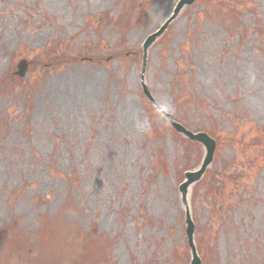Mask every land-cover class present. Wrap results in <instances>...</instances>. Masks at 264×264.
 <instances>
[{
	"label": "rangeland",
	"instance_id": "rangeland-1",
	"mask_svg": "<svg viewBox=\"0 0 264 264\" xmlns=\"http://www.w3.org/2000/svg\"><path fill=\"white\" fill-rule=\"evenodd\" d=\"M177 1L0 0V224L33 246L65 206L48 262L189 264L187 210L201 264H264V0H195L142 50ZM165 114L216 140L184 201L204 148Z\"/></svg>",
	"mask_w": 264,
	"mask_h": 264
},
{
	"label": "trees",
	"instance_id": "trees-1",
	"mask_svg": "<svg viewBox=\"0 0 264 264\" xmlns=\"http://www.w3.org/2000/svg\"><path fill=\"white\" fill-rule=\"evenodd\" d=\"M202 2L206 7L208 8L214 7L216 11L219 10L221 7L223 1L225 0H216L219 3H210L209 1L211 0H199ZM230 13L234 12V8L228 9ZM236 14V12H235ZM2 82H5V80L2 78ZM8 87H10V83H6ZM65 206H62L58 213L56 214L55 217L52 219H47L46 217H42L40 219V224L38 229L34 232V236H36V241L34 245L37 246L38 253L35 257H28V260L26 261L27 264H57L58 262L51 263L48 262L43 256L45 254V250L47 248H44L48 244H53L54 241H57L56 238L59 233V225H60V220L62 218V214L64 213ZM77 231V230H76ZM88 243V242H87ZM0 244H1V249H0V257H2L4 260L10 257L11 254L17 252L18 254H25L26 255V249L27 252L30 249H33V246L31 245V241L28 237H26V234L19 230L18 228L15 227V221H12L7 227H4L0 225ZM98 242L93 241L89 242L87 244L86 248L87 249H94L95 247L97 248V255L96 258L88 261L87 264H106V260L98 254V252H103L104 251V246H97ZM83 247H84V242H83ZM44 248V249H43ZM6 262V261H5ZM81 263L80 261H75L71 264H78Z\"/></svg>",
	"mask_w": 264,
	"mask_h": 264
},
{
	"label": "water",
	"instance_id": "water-1",
	"mask_svg": "<svg viewBox=\"0 0 264 264\" xmlns=\"http://www.w3.org/2000/svg\"><path fill=\"white\" fill-rule=\"evenodd\" d=\"M193 1L194 0H179L176 7L173 10L172 15L160 26V28L156 32H154L153 34L149 35L146 38L145 42L143 43V50H145L151 44V42L165 30L168 23L176 16L177 12L180 10L182 6H184L185 4L189 5ZM143 59H144V56H143ZM27 66H28V62L25 59L19 60L17 63V71L15 73L18 74L19 76H23L27 70ZM145 93L148 95L146 90H145ZM166 116L171 126L177 132L182 133L183 135H185L191 140L201 142L205 148V154L201 161L200 166L194 171H187L184 173L185 180L179 185V191L181 192V195L184 198L188 186L192 184L193 182L197 181L203 174L206 167L210 164L212 157H213L214 149H215V141L212 138H210L206 133H203V132L192 133L191 131L185 129L181 124L173 120L172 115L166 114ZM193 230H194V226L187 212L185 233L187 236L188 244L192 252V260L190 264H200V260L196 254L194 245L192 243Z\"/></svg>",
	"mask_w": 264,
	"mask_h": 264
},
{
	"label": "bare ground",
	"instance_id": "bare-ground-1",
	"mask_svg": "<svg viewBox=\"0 0 264 264\" xmlns=\"http://www.w3.org/2000/svg\"><path fill=\"white\" fill-rule=\"evenodd\" d=\"M92 90H93V88H92Z\"/></svg>",
	"mask_w": 264,
	"mask_h": 264
}]
</instances>
